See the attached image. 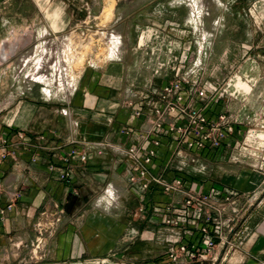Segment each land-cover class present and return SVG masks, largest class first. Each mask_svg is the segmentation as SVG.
Here are the masks:
<instances>
[{"label": "crops", "instance_id": "0c3cea01", "mask_svg": "<svg viewBox=\"0 0 264 264\" xmlns=\"http://www.w3.org/2000/svg\"><path fill=\"white\" fill-rule=\"evenodd\" d=\"M84 1L0 0L1 65L22 70L35 63L30 75H0V156L7 153L0 166V206L13 204L6 219H0V264H160L169 249V230L152 218V210L156 203L181 197L165 195L155 186L144 194L134 190L124 153L139 140L120 133L129 125L147 131L150 116L134 119L126 102L137 101L152 84L160 88L168 81L140 78L139 69L152 64L131 61L126 47L117 50L119 58L100 66L82 65L72 83L69 76L75 71L62 64L70 70L62 83L66 89L58 98L53 94L57 57L63 52L58 35L99 19L102 13L95 7L101 10L106 4L87 0L93 5L87 12ZM120 1L114 4L116 22L122 21ZM244 40V58L248 56L241 75L220 88L225 97L214 108L236 121L234 135L215 159L228 158L233 165L206 164L210 182L198 187L208 191L223 186L237 193L235 204L226 205L230 244L219 242L216 264H264V76L257 66L264 62V19L245 32ZM42 48L47 60L39 68ZM44 74L52 80L46 76L39 81ZM4 138L7 146L1 145ZM72 149L89 154L88 161L65 163ZM68 170L70 183L61 180ZM56 218L61 221L49 228L47 223ZM38 240L40 249L35 248Z\"/></svg>", "mask_w": 264, "mask_h": 264}, {"label": "built area", "instance_id": "2783aa9c", "mask_svg": "<svg viewBox=\"0 0 264 264\" xmlns=\"http://www.w3.org/2000/svg\"><path fill=\"white\" fill-rule=\"evenodd\" d=\"M224 97L218 84L198 86L197 81L184 77L142 92L137 101L126 102L134 119L150 116L146 132L130 125L120 129L122 135L139 140L124 153L131 163L130 184L142 194L155 186L165 195L181 197L153 206L152 218L170 233L169 249L160 264H216L219 242L225 239L224 244H230L226 232L232 229L225 217L226 205L235 204L237 193L215 185L208 191L198 190L207 182V168L200 164L201 158L217 159L235 133L236 121L231 115L214 109ZM8 144L7 138L1 141L3 146ZM6 158L7 153L0 156V166ZM72 159L87 162L89 154L72 149L64 162ZM72 178L69 170L61 176L67 183ZM2 190L0 183V193ZM12 209V203L0 206V219L4 221ZM60 221L56 218L47 226L54 227ZM39 230L44 226L39 224ZM40 245L38 240L35 248L40 249Z\"/></svg>", "mask_w": 264, "mask_h": 264}, {"label": "rangeland", "instance_id": "374dc122", "mask_svg": "<svg viewBox=\"0 0 264 264\" xmlns=\"http://www.w3.org/2000/svg\"><path fill=\"white\" fill-rule=\"evenodd\" d=\"M84 2L87 12H92L93 5L87 0ZM105 2L101 10L99 5L95 7L97 14L102 13L98 14L101 15L99 19L87 20L83 28L58 35V43L69 36L74 47L73 52L60 53L62 64H68L75 71L69 76L70 82L77 80L78 73L84 68L82 65L100 66L109 59L119 58L117 50L125 51L127 47L131 61L144 66L152 64V68L139 69L140 78L154 76L172 82L188 77L197 81L198 86L213 82L224 88L231 78L241 75L240 68L248 56L244 58L242 47L245 32L258 28L264 19V0H121L118 13L122 15V21L119 22L113 17L115 0ZM134 48H137L135 53ZM184 51L187 54L184 55ZM185 57L186 63L182 61ZM199 58L201 65L196 68L194 64ZM5 60L6 56L2 61ZM257 64L264 76V62L257 61ZM8 65L3 67L0 63V75L10 76L14 71L16 74L21 71L20 75L25 76L35 71L34 62L22 70L13 66L7 69ZM67 70L63 67L57 81L63 83L65 78L68 79ZM157 84L149 86V90L159 88ZM63 87L65 90L64 84ZM260 90L264 92V85ZM53 94L58 98L64 93L55 86ZM261 146L263 143L260 153L264 154ZM201 160L205 166L215 163L226 168L227 164H232L228 158ZM204 178L210 182V173Z\"/></svg>", "mask_w": 264, "mask_h": 264}, {"label": "bare ground", "instance_id": "6f19581e", "mask_svg": "<svg viewBox=\"0 0 264 264\" xmlns=\"http://www.w3.org/2000/svg\"><path fill=\"white\" fill-rule=\"evenodd\" d=\"M72 41L70 40V39H62V40H60L59 41V46L61 47V49L63 50V52H66V51H69L70 49H71V47H72V43H71ZM45 43V42H44ZM52 44V43H51ZM48 45V44H47ZM58 47V46H57ZM59 49V48H58ZM42 50L44 51V53L42 54V56L41 57H39L38 59H37V61H36V63H37V66H39V68L40 67H44L45 66V64H46V60H47V49L46 48H42ZM71 52V51H70ZM50 54V53H49ZM57 55V54H56ZM62 62H63V60H62V58L60 57V53L58 54V57H57V67L55 68V71H57V72H60V71H62L63 70V67H62ZM66 62V61H65ZM53 67V66H52ZM42 70V69H41ZM48 71V70H47ZM64 72V71H63ZM48 73V72H47ZM58 74V73H57ZM39 76V75H38ZM46 76H48L47 74H44L43 75V77H39L38 78V80L39 81H42ZM36 78V77H35ZM47 79L49 80V81H51L50 80V77L48 76L47 77ZM58 79H56V76L54 77V80L52 81L53 82V84H55L56 86H57V88L59 89V91H64V87L62 88V83H61V81H57ZM70 86H71V84H70ZM71 87H73V86H71Z\"/></svg>", "mask_w": 264, "mask_h": 264}]
</instances>
